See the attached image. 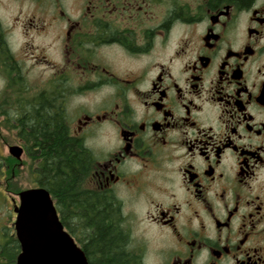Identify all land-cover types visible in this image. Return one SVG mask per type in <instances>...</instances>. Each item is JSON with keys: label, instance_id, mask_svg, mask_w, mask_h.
<instances>
[{"label": "flooded vegetation", "instance_id": "flooded-vegetation-1", "mask_svg": "<svg viewBox=\"0 0 264 264\" xmlns=\"http://www.w3.org/2000/svg\"><path fill=\"white\" fill-rule=\"evenodd\" d=\"M15 1L32 12L0 19V176L33 163L49 104L135 264H264V0Z\"/></svg>", "mask_w": 264, "mask_h": 264}, {"label": "trees", "instance_id": "trees-1", "mask_svg": "<svg viewBox=\"0 0 264 264\" xmlns=\"http://www.w3.org/2000/svg\"><path fill=\"white\" fill-rule=\"evenodd\" d=\"M33 182L47 190L64 229L82 249L88 264H135L123 253L118 211L109 199L81 192L89 172L87 150L68 134L66 114L51 106L32 109L26 124ZM19 244L10 237L0 245V264H15Z\"/></svg>", "mask_w": 264, "mask_h": 264}, {"label": "water", "instance_id": "water-1", "mask_svg": "<svg viewBox=\"0 0 264 264\" xmlns=\"http://www.w3.org/2000/svg\"><path fill=\"white\" fill-rule=\"evenodd\" d=\"M20 149L11 147L10 152ZM14 236L19 244L15 264H88L82 249L61 224L47 190L35 187L18 193Z\"/></svg>", "mask_w": 264, "mask_h": 264}, {"label": "rangeland", "instance_id": "rangeland-1", "mask_svg": "<svg viewBox=\"0 0 264 264\" xmlns=\"http://www.w3.org/2000/svg\"><path fill=\"white\" fill-rule=\"evenodd\" d=\"M31 12L32 7L28 1L19 3L15 0H0V19L3 23L11 22L15 19H22L23 17L25 18ZM17 42H20L18 36ZM36 42H41L40 45L43 48V52L51 49L50 54H52L51 36L47 39L37 40ZM83 103L84 101L82 99L70 101L69 115L71 116L73 109H78ZM0 126H2V123ZM3 141L8 143L14 141L4 127L0 129V156H6L8 154L7 148L2 143ZM26 162V165L19 166L18 173L13 177L10 176V179H5L0 176V245L6 244L10 237H15L13 227L15 213L13 210L19 204L18 193L28 188H35L36 186L33 182L35 177L34 165L30 161Z\"/></svg>", "mask_w": 264, "mask_h": 264}]
</instances>
